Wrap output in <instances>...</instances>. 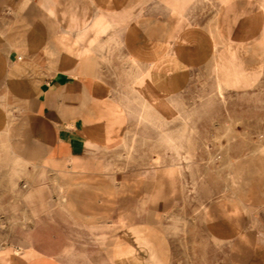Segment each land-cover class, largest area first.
Listing matches in <instances>:
<instances>
[{
	"label": "rangeland",
	"instance_id": "374dc122",
	"mask_svg": "<svg viewBox=\"0 0 264 264\" xmlns=\"http://www.w3.org/2000/svg\"><path fill=\"white\" fill-rule=\"evenodd\" d=\"M149 1L127 0L125 22L134 16L132 2L142 11ZM150 6L143 15L164 27L156 55L143 53L144 42L124 54L122 46L131 43L119 39L101 58L113 90L97 73L93 88L86 83L87 102L103 104L107 150L93 155L111 182L113 215L99 226L75 221L60 203L56 174L23 166L13 173L11 199H0V247L32 244L66 264H118L121 256L123 264H264V0H153ZM133 28L130 22L126 33ZM160 30L140 31L144 37ZM94 32L73 56L84 82L80 69L96 52L88 47ZM137 55L170 65L171 124L155 127L134 97L127 73ZM110 103L118 111L108 110ZM166 178L173 180L170 202L159 198Z\"/></svg>",
	"mask_w": 264,
	"mask_h": 264
},
{
	"label": "crops",
	"instance_id": "0c3cea01",
	"mask_svg": "<svg viewBox=\"0 0 264 264\" xmlns=\"http://www.w3.org/2000/svg\"><path fill=\"white\" fill-rule=\"evenodd\" d=\"M152 1L147 2L142 11L140 5L132 2V20L118 24L112 31L121 41L131 43L130 48L122 46L124 54L137 52V47L144 42L149 51L145 47L143 53L156 55L154 41L164 27L155 19L150 20V16L143 15V10ZM108 2L0 0L1 200L11 199L14 172H21L23 166H38L56 174L60 203L75 221L99 226L113 215L116 203L111 196L115 194L102 169L101 157L93 155L107 150L102 146L106 137L101 115L103 104L99 99L87 102L86 83L93 88V75L97 73L101 83L109 85L112 90L113 86L102 75L101 55L104 50H96L91 59L84 61L80 72L86 82L81 79L82 75H76L79 70L74 66L73 56L81 50L83 42L72 44L76 41V32L91 26L95 9ZM170 12L175 14L172 10ZM130 22L136 25V32L128 35L125 27ZM144 25L161 30L153 34L148 32L143 37L140 30ZM106 38L107 34L102 37ZM122 119L123 114L120 128ZM120 128L113 135L111 144L118 140ZM90 139L97 140L96 148L86 146ZM172 181V178L161 180L160 199L172 200ZM59 186L65 187L64 200L60 199ZM16 251L21 255L18 256ZM120 261L123 264L124 257H117L118 264ZM0 264L66 263L29 244L0 247Z\"/></svg>",
	"mask_w": 264,
	"mask_h": 264
},
{
	"label": "bare ground",
	"instance_id": "6f19581e",
	"mask_svg": "<svg viewBox=\"0 0 264 264\" xmlns=\"http://www.w3.org/2000/svg\"><path fill=\"white\" fill-rule=\"evenodd\" d=\"M128 15H129V9L127 7L126 1H124V0H109L107 5H105L101 8L99 7V8L95 9V15H94V19H93L91 26H89V28H87L86 30L76 32V39L75 40L76 41L80 40L81 42L84 41L87 34L91 30H94L95 31L94 32L95 37H93L91 39V41L89 42L90 44L88 43L89 49L93 50V51L104 50L107 53V55L110 56L111 53L108 50H111L113 47L118 48L120 46L119 38L116 36L115 33H113L114 29H116L118 24L125 22L128 18ZM118 27H120V26H118ZM133 31H134V28L132 29V32ZM105 34H107V38L102 39V37ZM128 57H130V56H127V58ZM101 58H102V55H101ZM127 58H126V60H128ZM168 66H170V65L165 60L150 61L149 59H145V62H144L138 58V55L135 57H132L131 60L129 61V64H128L129 72L127 73V77L130 79V81L132 83L131 88H132V91L134 93V97H137L138 101H137V99H136V101L141 103V105H143V107L145 109V110H143V111H145V114H144L145 118L148 119L150 122L153 121L152 124H154L155 127L157 126L156 124H158V126L160 125V127L161 126L163 127L164 124L167 125L166 122L169 123V121H167L166 109L168 110L167 106L170 105L169 103L172 104V102L167 103V101L169 100V99L167 100V96L176 90V85H175V82L171 76V70L169 69ZM128 88H129V86L127 87V89ZM110 90H112V89H110ZM126 99H128V98H126ZM123 100H124V98H122V101ZM118 104H119V102H118ZM122 106H124V104ZM107 108H108V110H111V111H118V109H119L117 104H111V103L108 104ZM172 111H171V113H172ZM174 114L176 115L177 112ZM139 117H140V115H139ZM140 118H139V120L141 121ZM175 118H173L172 120H174ZM177 119H179V118L177 117ZM169 124H171V123H169ZM160 129H163V128H160ZM165 129L162 131H165ZM112 132H114V131H112ZM167 135H169V134L167 133ZM110 136H111V134H110ZM166 140H168V143L173 142L172 137H168ZM176 143H177V141H176ZM176 143L173 145L175 146ZM105 145L107 147V145H109V144H107V142H106ZM180 147H182V146H180ZM175 148H177V147L175 146ZM187 151H188V149H187ZM188 155L190 156V154H188ZM190 157H192V155ZM59 189H60L59 192L61 194L60 199L64 200V198H65V193H64L65 187L59 186ZM27 246H29V245H27ZM16 253L18 256L21 255V253L18 251H16Z\"/></svg>",
	"mask_w": 264,
	"mask_h": 264
}]
</instances>
